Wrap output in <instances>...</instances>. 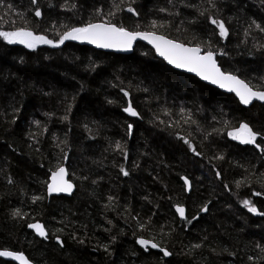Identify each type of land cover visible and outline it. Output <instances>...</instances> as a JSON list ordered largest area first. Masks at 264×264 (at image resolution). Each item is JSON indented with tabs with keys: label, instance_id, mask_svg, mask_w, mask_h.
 Returning a JSON list of instances; mask_svg holds the SVG:
<instances>
[{
	"label": "trees",
	"instance_id": "1",
	"mask_svg": "<svg viewBox=\"0 0 264 264\" xmlns=\"http://www.w3.org/2000/svg\"><path fill=\"white\" fill-rule=\"evenodd\" d=\"M97 22L212 52L264 92V0H0V32L53 42L0 37V252L33 264H264V104L242 107L141 43L130 55L59 43ZM242 124L261 152L229 135ZM66 157L75 192L48 202Z\"/></svg>",
	"mask_w": 264,
	"mask_h": 264
},
{
	"label": "snow or ice",
	"instance_id": "2",
	"mask_svg": "<svg viewBox=\"0 0 264 264\" xmlns=\"http://www.w3.org/2000/svg\"><path fill=\"white\" fill-rule=\"evenodd\" d=\"M36 0H33L35 3ZM129 12H133L132 8L128 9ZM40 11L35 12L36 16H40ZM211 23L215 24L219 28L221 36H226L227 32L222 22H217L215 19L211 20ZM0 37L6 40L9 44L20 43L24 44L28 48H34L37 43L52 44L51 40H47L43 36H34L31 31L18 30L14 32H0ZM137 37L141 39H147L150 43H153L157 52L163 56L169 64L175 65L177 68H186L190 72H196L197 75L202 76L205 80H211L212 83H218L221 87H228L229 91H235L240 97L243 104L247 105L252 102L253 99L264 100V92L253 91L243 81L237 79L233 75H226L220 71L216 66L213 59V53L208 52L201 55V49L199 47H185L183 44L175 43L171 40L165 39L163 36H156L150 33L130 32L122 27H116L110 24H89L86 27L73 28L71 31L64 33L59 43H63L66 40H86L88 43L96 44L101 48H117L120 50H129L132 47V43ZM127 95V93H125ZM132 116H136L137 113L133 110L131 105L125 109ZM131 128V125L129 126ZM233 139L240 140L241 143L252 144L256 140V134L246 124H242L237 133H229ZM124 175H128L126 171L121 169ZM65 175V169L59 168L57 172L52 174V183L49 184V192H70L72 185L63 179ZM187 183V181H185ZM259 195V193H257ZM243 204L248 206L249 211L256 212V208L251 206L249 200H244ZM177 213L181 218L185 215L183 207H177ZM30 228H34L40 236H45L43 226L40 224H31ZM141 246H148L151 248H157V244L150 243L145 239H139L137 241ZM164 256L170 255L164 249H160ZM0 256H12L18 259L22 264H27L24 257L19 254H13L11 252H0Z\"/></svg>",
	"mask_w": 264,
	"mask_h": 264
},
{
	"label": "water",
	"instance_id": "3",
	"mask_svg": "<svg viewBox=\"0 0 264 264\" xmlns=\"http://www.w3.org/2000/svg\"><path fill=\"white\" fill-rule=\"evenodd\" d=\"M93 24H107V23L97 22V23H93ZM110 25H112V24H110ZM114 26H115V25H114ZM116 27H117V26H116ZM141 33H150V34H154V35H156V36H162V35L155 34V33H151V32H141ZM163 37H164L165 39L171 40V39H169V38H167V37H165V36H163ZM72 41H73L75 44L79 45V46H87V47H90V48L95 49V50H97V51L106 52V53L120 54V55H130V54L133 52V50H134L136 44L141 43V44H143V45L149 47V48L155 53V56H156L158 59L162 60V61H163V62H164L169 68H172L173 70H175V71H177V72H180V73H183V74H186V75H189V76H193V77H195L196 79H198L200 82H202V83H204V84H206V85H208V86H211V87H213V88L219 90V91L222 92V93H225V94H229V95L234 96V97L236 98V100L238 101V103H239L242 107H249V106H251V105H252L253 103H255V102H257V103H261V104H264V100L253 99L251 103L245 105V104H243V103L241 102L240 97L236 94V92H235V91H229L228 87H221L218 83L214 84V83L211 82V80H205V79H203L202 76L197 75L196 72H190V71H188L186 68H177L175 65H173V64H169L168 61H167L163 56H161V55L157 52V50H156L154 44H153V43H150L149 40H147V39H141V38L137 37V39L133 41L131 49L126 50V51H125V50H120V49H117V48H101V47H97L96 44L88 43L86 40H72ZM171 41H173V40H171ZM173 42H175V43H179V42H176V41H173ZM180 44H181V43H180ZM184 46H185V47H191V46H188V45H184ZM200 49H201V48H200ZM200 54H201V55H204V54H206V53L203 52V50L201 49V53H200ZM219 56H220V55H219ZM213 59L215 60L216 66L220 69V71H221L222 73H224V74H226V75H232V74H229V73H225V72H223V70H222V69L220 68V66L218 65V62L216 61V57H215V56H213ZM233 76H234V75H233ZM235 77H236V76H235ZM236 78L239 79V80H241V79L238 78V77H236ZM241 81H242V80H241ZM243 82H244V81H243ZM244 83H245V82H244ZM245 84H246V83H245ZM252 90H253V89H252ZM253 91H256V90H253ZM256 92H260V91H256ZM126 114H127L128 116H130V117H133V118H134V117H137V116H132V115H130L128 112H126ZM235 140H236L238 143L243 144V145H251V144L241 143L240 140H238V139H235ZM252 144H253V143H252ZM254 147H255L259 152H261V148H260V146H258L257 144H254ZM66 164H67V157L65 158L64 166H61V167H63V168L65 169V175H64L63 179L72 185V189H71L70 192H51V193L49 192V190H48V186H49V184L52 183V174H53L54 172H57V171L59 170V168H61V167H59V168L56 169V170H55V171L49 176V178H48V182H47V185H46V197H47V201H48V202H49V200H50L51 197H60V196H63V197H71V196L73 195V193L75 192V185H74V183L69 179L68 170H67L66 167H65ZM217 177H218V175H217ZM185 181H187V183H185ZM182 182H183L184 185H185L186 193H189V192H190V189H191L190 181H189L187 178L182 177ZM177 207H183V208H184V210H185V215H184L183 218H181L180 215L177 213V211H176ZM174 212H175V214L177 215V217H178L180 220H184V219L186 218V209H185L184 206H175V207H174ZM31 224H40V225L43 226V224L38 223V222L31 223ZM31 224H29V225H31ZM29 225H28L27 228H28L31 232H33V234H34L37 238H39V239H43V240H46L47 232H46L44 226H43V229H44V232H45V236H40V235L37 233V231H36L34 228H30ZM138 240H139V239H138ZM138 240H137V241H138ZM55 242H57V243H59V244L61 245V241H60V239H56ZM150 243H153V242L150 241ZM136 244H137V246H138L139 248H141V249H143V250H145V251L148 250V249H149V250H152V251H159V247H157V248H151L150 244H149L148 246H146V247H145V246H141L138 242H136ZM165 251H166V250H165ZM2 252H5V251H2ZM11 253H13V254H19V253H16V252H11ZM160 253L164 256V254H163L162 251H160ZM168 253H169V252H168ZM19 255H22V254H19ZM22 256L24 257V260L27 262V264H33L31 261H29V260L27 259L26 256H24V255H22ZM164 257H165V258H168L169 255H168V256H164ZM0 259H5V260L11 261V262H13V263H15V264H22V262H21L20 260L15 259V258L12 257V256H0Z\"/></svg>",
	"mask_w": 264,
	"mask_h": 264
},
{
	"label": "rangeland",
	"instance_id": "4",
	"mask_svg": "<svg viewBox=\"0 0 264 264\" xmlns=\"http://www.w3.org/2000/svg\"><path fill=\"white\" fill-rule=\"evenodd\" d=\"M18 44H20V43H18ZM42 44H44V43H37L35 47H37V46H39V45H42ZM20 45L25 46L24 44H20ZM25 47H27V46H25ZM35 47H34V48H35ZM27 48H28V47H27ZM237 132H238V130H236V131H234V132H232V133L235 134V133H237ZM231 137H232V136H231ZM232 138H233V137H232Z\"/></svg>",
	"mask_w": 264,
	"mask_h": 264
},
{
	"label": "bare ground",
	"instance_id": "5",
	"mask_svg": "<svg viewBox=\"0 0 264 264\" xmlns=\"http://www.w3.org/2000/svg\"><path fill=\"white\" fill-rule=\"evenodd\" d=\"M137 45V44H136ZM255 144V142L253 143V145ZM259 146V145H258Z\"/></svg>",
	"mask_w": 264,
	"mask_h": 264
}]
</instances>
